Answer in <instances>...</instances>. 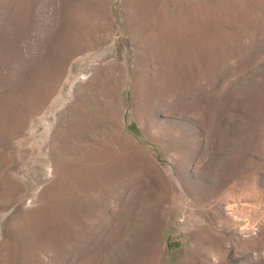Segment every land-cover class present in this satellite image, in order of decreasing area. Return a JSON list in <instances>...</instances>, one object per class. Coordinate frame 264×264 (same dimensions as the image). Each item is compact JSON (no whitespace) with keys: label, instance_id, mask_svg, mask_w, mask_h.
<instances>
[{"label":"rangeland","instance_id":"rangeland-1","mask_svg":"<svg viewBox=\"0 0 264 264\" xmlns=\"http://www.w3.org/2000/svg\"><path fill=\"white\" fill-rule=\"evenodd\" d=\"M0 264H264V0H0Z\"/></svg>","mask_w":264,"mask_h":264},{"label":"crops","instance_id":"crops-1","mask_svg":"<svg viewBox=\"0 0 264 264\" xmlns=\"http://www.w3.org/2000/svg\"><path fill=\"white\" fill-rule=\"evenodd\" d=\"M103 38L95 33H89V36L86 33V37L82 38L75 24L69 25L64 31L47 35L42 54L44 60L40 62V70L44 71L46 80L50 75L60 80L71 76L77 62L87 55L99 54ZM82 128L83 124L80 130Z\"/></svg>","mask_w":264,"mask_h":264}]
</instances>
